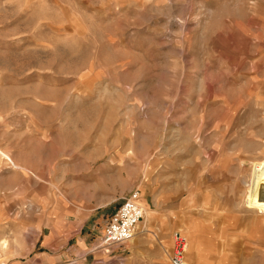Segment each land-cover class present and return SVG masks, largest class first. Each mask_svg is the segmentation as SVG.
Instances as JSON below:
<instances>
[{
    "label": "rangeland",
    "instance_id": "374dc122",
    "mask_svg": "<svg viewBox=\"0 0 264 264\" xmlns=\"http://www.w3.org/2000/svg\"><path fill=\"white\" fill-rule=\"evenodd\" d=\"M263 159L264 0H0V264H264Z\"/></svg>",
    "mask_w": 264,
    "mask_h": 264
},
{
    "label": "built area",
    "instance_id": "2783aa9c",
    "mask_svg": "<svg viewBox=\"0 0 264 264\" xmlns=\"http://www.w3.org/2000/svg\"><path fill=\"white\" fill-rule=\"evenodd\" d=\"M139 193L134 192L126 198L114 211L104 229L102 243L105 245L120 244L136 233V227L144 217V210L138 201ZM185 241L181 238V242ZM184 244V243H183ZM184 256V247L176 248L171 258L172 264H181Z\"/></svg>",
    "mask_w": 264,
    "mask_h": 264
},
{
    "label": "bare ground",
    "instance_id": "6f19581e",
    "mask_svg": "<svg viewBox=\"0 0 264 264\" xmlns=\"http://www.w3.org/2000/svg\"><path fill=\"white\" fill-rule=\"evenodd\" d=\"M247 191V205L264 211V159L254 162ZM0 243L4 246L8 243V238L3 237Z\"/></svg>",
    "mask_w": 264,
    "mask_h": 264
},
{
    "label": "crops",
    "instance_id": "0c3cea01",
    "mask_svg": "<svg viewBox=\"0 0 264 264\" xmlns=\"http://www.w3.org/2000/svg\"><path fill=\"white\" fill-rule=\"evenodd\" d=\"M13 167H14V168H18L19 166H13ZM245 183H246V182H245ZM249 183H250V179H249ZM239 206H240V205H239ZM247 207H248L249 209H254V207H250V206H248V205H247ZM256 209H257V208H256ZM243 210H244V211H247V212H250V213L253 212L252 210H248V209H246L245 207H243ZM258 211L264 213V211H262V210H260V209H258ZM144 213H145L146 216H148V210H147V207H146V206H144ZM144 230H149V229H147V228L144 226V227L141 228L138 232H136L135 235H134L133 237H135L139 232H142V231H144ZM3 237L8 238V243L5 244L4 246L1 245V243H0V256H1V254H5V253L8 252V250H9L11 244L18 243V238H17L16 236H15V237H12V236H9V234L4 233V234L0 235V241L3 239ZM133 237H132V238H133ZM132 238H131V239H132ZM196 256H198L197 253H196ZM183 263H184V264H192V263L189 262L187 259H186Z\"/></svg>",
    "mask_w": 264,
    "mask_h": 264
}]
</instances>
